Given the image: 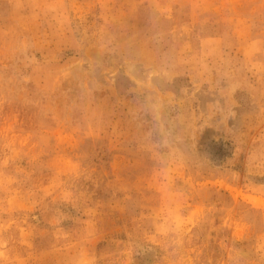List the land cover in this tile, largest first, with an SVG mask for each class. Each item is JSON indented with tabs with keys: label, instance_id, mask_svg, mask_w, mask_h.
<instances>
[{
	"label": "rangeland",
	"instance_id": "1",
	"mask_svg": "<svg viewBox=\"0 0 264 264\" xmlns=\"http://www.w3.org/2000/svg\"><path fill=\"white\" fill-rule=\"evenodd\" d=\"M0 264H264V0H0Z\"/></svg>",
	"mask_w": 264,
	"mask_h": 264
}]
</instances>
